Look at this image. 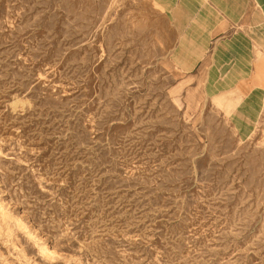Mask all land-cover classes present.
Returning a JSON list of instances; mask_svg holds the SVG:
<instances>
[{
  "label": "rangeland",
  "instance_id": "obj_1",
  "mask_svg": "<svg viewBox=\"0 0 264 264\" xmlns=\"http://www.w3.org/2000/svg\"><path fill=\"white\" fill-rule=\"evenodd\" d=\"M249 2L188 70L168 0H0V264H264Z\"/></svg>",
  "mask_w": 264,
  "mask_h": 264
},
{
  "label": "crops",
  "instance_id": "obj_2",
  "mask_svg": "<svg viewBox=\"0 0 264 264\" xmlns=\"http://www.w3.org/2000/svg\"><path fill=\"white\" fill-rule=\"evenodd\" d=\"M194 2L195 0H178L176 3V0H168L169 6H176L182 13V18L177 17L178 24L182 28V43L177 48L176 54L180 55V59H182V57L188 58L184 65L188 70L194 69L200 62V57L196 58L195 56L199 54L203 55L206 52L211 37L222 36L233 24L240 23L242 18L246 16V10L250 7L249 0H211L210 2L216 7L217 12L210 7L211 5L206 3H202L194 12L192 8ZM259 2L261 6H264V0H259ZM224 3L226 4L224 5ZM228 45L229 47H235L233 44ZM240 47L245 48L243 45H240ZM218 48L224 49L227 48V45L221 44ZM240 65L238 70L241 71L243 78H231L224 81H232L234 83L232 85L238 87V95L246 96L251 86H260L256 81H261V69H255L252 63H241ZM254 70L255 76L258 77L257 79L252 75ZM218 83L219 81L216 85H219ZM221 85L228 84L221 83ZM228 101L226 108L229 107L230 109L228 111L229 113H226L230 114L231 110H234L233 106L235 103L231 102V100ZM236 102H239V97ZM255 106V101H252V109H254ZM227 110L228 109H226V111Z\"/></svg>",
  "mask_w": 264,
  "mask_h": 264
},
{
  "label": "bare ground",
  "instance_id": "obj_3",
  "mask_svg": "<svg viewBox=\"0 0 264 264\" xmlns=\"http://www.w3.org/2000/svg\"><path fill=\"white\" fill-rule=\"evenodd\" d=\"M226 109H228V110H229L230 108L228 107V108H226ZM237 130H238V129H237Z\"/></svg>",
  "mask_w": 264,
  "mask_h": 264
}]
</instances>
